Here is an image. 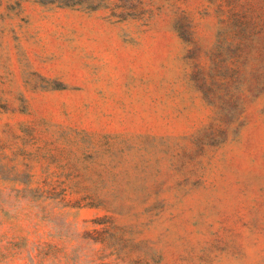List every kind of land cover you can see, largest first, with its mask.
<instances>
[{
    "label": "rangeland",
    "instance_id": "374dc122",
    "mask_svg": "<svg viewBox=\"0 0 264 264\" xmlns=\"http://www.w3.org/2000/svg\"><path fill=\"white\" fill-rule=\"evenodd\" d=\"M0 264H264V0H0Z\"/></svg>",
    "mask_w": 264,
    "mask_h": 264
}]
</instances>
